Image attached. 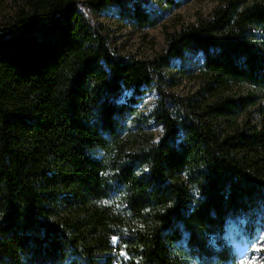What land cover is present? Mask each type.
<instances>
[{
	"label": "trees",
	"instance_id": "obj_1",
	"mask_svg": "<svg viewBox=\"0 0 264 264\" xmlns=\"http://www.w3.org/2000/svg\"><path fill=\"white\" fill-rule=\"evenodd\" d=\"M12 1L0 26V264H241L228 217L264 223V0L220 1L152 58L117 55L89 15L111 5L153 26L144 0ZM184 52L202 54L211 100L162 89L161 69ZM152 82L161 136L127 150L135 95L118 98ZM232 83L249 90L224 94Z\"/></svg>",
	"mask_w": 264,
	"mask_h": 264
},
{
	"label": "rangeland",
	"instance_id": "obj_2",
	"mask_svg": "<svg viewBox=\"0 0 264 264\" xmlns=\"http://www.w3.org/2000/svg\"><path fill=\"white\" fill-rule=\"evenodd\" d=\"M144 1L145 8L150 12L156 11L159 17L158 22L153 26L137 28L120 18L111 5L89 13L94 23L101 24L109 47L117 55L135 58H152L158 55L166 45L167 32L183 24L195 22L198 17L210 16L213 8L222 0H172L174 3L179 2L178 6H168L163 0ZM250 1L253 0H247ZM162 3L167 6L161 7ZM14 10L15 4L12 0H0V26L11 19ZM201 56L200 52H184L183 56L172 58L169 65L161 69L162 89L198 102L202 101L203 97L211 100L204 88L208 78L200 67ZM248 90L249 86L246 84L232 83L223 93L244 95ZM130 95H135V99L129 101L133 103L135 110L127 119L129 130L123 137L127 150L155 141L162 133L160 124L151 117V111L158 97L155 83L143 85L141 91L135 94L131 89H125L118 99L127 101ZM218 126L223 128L225 124L219 121ZM225 234L238 253L241 264H264L263 222L254 221L244 225L242 219L228 217Z\"/></svg>",
	"mask_w": 264,
	"mask_h": 264
},
{
	"label": "snow or ice",
	"instance_id": "obj_3",
	"mask_svg": "<svg viewBox=\"0 0 264 264\" xmlns=\"http://www.w3.org/2000/svg\"><path fill=\"white\" fill-rule=\"evenodd\" d=\"M120 103H122L123 102V100H120L119 101ZM116 242V238L115 237H113V243H115ZM121 255H123V253H121Z\"/></svg>",
	"mask_w": 264,
	"mask_h": 264
}]
</instances>
